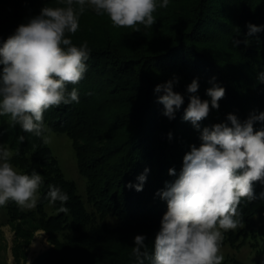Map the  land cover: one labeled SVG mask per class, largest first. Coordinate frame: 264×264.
<instances>
[{"label":"trees","instance_id":"16d2710c","mask_svg":"<svg viewBox=\"0 0 264 264\" xmlns=\"http://www.w3.org/2000/svg\"><path fill=\"white\" fill-rule=\"evenodd\" d=\"M7 1L18 10L34 0ZM34 2L41 4L38 13L46 6H63L59 0ZM154 15L156 28L138 25L139 32L128 28L125 40L112 34L109 25H103L86 7L79 16L78 31L69 34L78 47L86 41L89 51L84 78L77 85H67L69 92L76 88L79 102L48 109L44 124L71 138L77 169L85 178L83 193L75 181L64 176L42 137L17 126L18 135L25 139L23 148L13 147L14 159L25 174H41L43 183L36 207L15 211L19 207L9 205L6 221L23 216L37 221L53 244L30 264H138L132 253L134 240L129 238L140 229L147 232L145 244L151 256L167 211V201L159 193L179 177L185 154L201 145L202 130L229 123L228 114L243 124L250 115L264 113V82L257 79L264 72V30L248 35L249 24L264 29V0H169L168 7H158ZM15 30L0 37V47ZM233 40L240 43L235 46ZM206 41L220 42L229 53L225 56L198 46ZM2 69L0 65V74ZM174 76L188 85L196 79L199 88L192 94L174 85L173 91L183 96L184 103L170 120L158 103L163 93L154 89ZM214 85L223 87L225 96L218 102L219 109H212L197 129L183 119L189 97L210 100L206 90ZM253 128L264 130V121H256ZM145 169L149 171L143 190L129 188V183H139L137 177ZM169 169L175 174L170 175ZM49 185L68 195L63 205L69 209L67 214L58 213L59 201L49 204ZM253 189L255 199L242 200L238 206L244 227L228 231L234 237H250L264 228V199L260 196L264 183L254 182ZM96 212L102 223L91 220ZM107 215L117 222L106 224ZM59 231L62 240L51 238ZM260 234L257 239L264 242V233ZM112 241L116 246L106 248ZM144 264L150 261L145 259Z\"/></svg>","mask_w":264,"mask_h":264},{"label":"clouds","instance_id":"9594fccd","mask_svg":"<svg viewBox=\"0 0 264 264\" xmlns=\"http://www.w3.org/2000/svg\"><path fill=\"white\" fill-rule=\"evenodd\" d=\"M63 6H46L38 16L21 24L0 47V116L8 117L10 127L19 126L23 132L42 137L45 144L50 138L44 124V113L61 104L79 102L76 88L70 92L67 85H77L87 71L88 45L73 44L69 34H75L79 16L86 7L98 16H107L114 28L140 31L138 25L150 28L156 22L157 8H167L169 0H59ZM248 35L264 30L248 25ZM234 45L240 43L233 40ZM264 82V72L257 76ZM178 77L158 84L154 91L163 93L158 103L164 106L163 115L170 120L184 103L183 96L173 91ZM199 88L194 79L187 92L195 94ZM210 100L197 95L189 97L183 119L199 129L212 109H219L225 89L214 85L206 90ZM229 123H217L201 133V145L192 146L183 158L179 177L159 193L167 201L159 232L154 240V252L149 256L143 235L134 238L132 253L138 264L148 259L150 264H222L221 252L224 233L244 227L238 210L242 200L255 199L254 182L264 183V130L254 131L256 121H264V113L252 114L241 124L233 114ZM171 138V133H169ZM24 136L18 141L23 142ZM12 152L0 146V207L9 201L21 209H33L43 183L41 174L31 175L18 171L10 162ZM145 172L137 177L136 191L143 190ZM174 175V169H169ZM49 204L57 201L58 213L67 214L63 205L69 197L59 187L49 185ZM264 199V192L260 194ZM145 249V251H141Z\"/></svg>","mask_w":264,"mask_h":264},{"label":"rangeland","instance_id":"374dc122","mask_svg":"<svg viewBox=\"0 0 264 264\" xmlns=\"http://www.w3.org/2000/svg\"><path fill=\"white\" fill-rule=\"evenodd\" d=\"M34 1H31L30 6L22 4V8H18V10H16L11 1L9 2L7 0H0V37H7L10 30L13 31L17 29L19 25L26 24L31 18L40 14L38 13V8L41 4L35 3ZM96 18L103 25H109L112 34L126 40V35H128L126 31L128 28H114L107 16H98ZM143 28L144 26L142 25L141 29ZM150 28L153 29L156 28V26L153 24V26ZM198 46L207 48V50L214 49L225 56H227L230 50L222 46L220 42L215 41H206L202 44H198ZM175 86H177L178 89H182L187 88L188 84L186 82L179 81L177 84H175ZM8 119L9 118L6 116H0V146L8 148L12 152L13 155L10 159V162L18 171L25 174L23 168H21L14 159L15 149L13 148L15 145L23 148V142L18 141L19 135L16 130L18 127H10ZM45 126L50 129L49 132L45 133V135L50 138V142L47 144L50 146L53 154L58 159V164L61 167L64 176L75 181L78 191L83 193L85 188V178L77 169L76 155L72 147L71 138L66 134V132L54 130L47 124H45ZM22 148H20L21 151L24 150ZM13 204L15 203L10 201V203L8 202L5 206L0 207V264H30V262L33 261L35 257H37L41 252L49 249L53 244L49 238V233L44 228H42V226L38 225V223H36L37 221H32L26 216L20 217V219L14 220L12 222L6 221V212L8 210L7 206L10 205V207H13ZM20 209L21 208L19 207L18 209H15V211H20ZM21 210L25 211L27 209ZM95 214L96 215L91 220L102 223L103 220L99 218L97 212ZM105 220L106 224L109 225H113L117 222L116 217L111 215H107ZM155 230L158 231L157 227ZM146 233V230H135L130 234L129 239L134 240L135 236H144ZM260 233H264V228L259 229V233L256 229L255 235H251L250 237L246 238L241 236L234 237L233 235L228 234V232H225L223 234L224 239L221 247V252L224 256L222 263H264V251H262L264 250V242H261V240L257 239V237L261 238ZM25 235L27 238L26 243H24ZM52 236L58 240H62L63 232H55L51 235V238H53ZM35 239L39 240L41 243V246L37 249L32 248V242ZM113 246H116L115 241H112L111 244H108L106 248L112 249Z\"/></svg>","mask_w":264,"mask_h":264},{"label":"bare ground","instance_id":"6f19581e","mask_svg":"<svg viewBox=\"0 0 264 264\" xmlns=\"http://www.w3.org/2000/svg\"><path fill=\"white\" fill-rule=\"evenodd\" d=\"M41 246V243L39 240L35 239L33 242H32V248L33 249H37Z\"/></svg>","mask_w":264,"mask_h":264}]
</instances>
